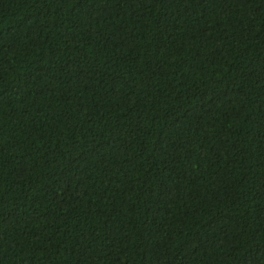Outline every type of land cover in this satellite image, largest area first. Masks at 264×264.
I'll use <instances>...</instances> for the list:
<instances>
[{
  "label": "trees",
  "instance_id": "obj_1",
  "mask_svg": "<svg viewBox=\"0 0 264 264\" xmlns=\"http://www.w3.org/2000/svg\"><path fill=\"white\" fill-rule=\"evenodd\" d=\"M0 264H264V0H0Z\"/></svg>",
  "mask_w": 264,
  "mask_h": 264
}]
</instances>
